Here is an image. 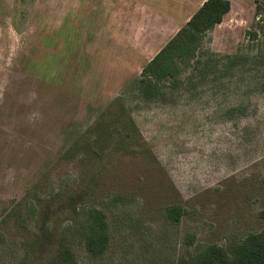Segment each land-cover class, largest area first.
Instances as JSON below:
<instances>
[{"label":"rangeland","instance_id":"obj_1","mask_svg":"<svg viewBox=\"0 0 264 264\" xmlns=\"http://www.w3.org/2000/svg\"><path fill=\"white\" fill-rule=\"evenodd\" d=\"M203 1L0 0V264H31L68 189L110 227L94 256L61 203L78 264H163L264 227V0H231L176 85L141 82Z\"/></svg>","mask_w":264,"mask_h":264},{"label":"trees","instance_id":"obj_2","mask_svg":"<svg viewBox=\"0 0 264 264\" xmlns=\"http://www.w3.org/2000/svg\"><path fill=\"white\" fill-rule=\"evenodd\" d=\"M231 9V0H204L177 33L146 63L141 72V82L172 81L176 85L183 70L196 57L207 32L222 23ZM87 193L85 189H68L50 201L34 236L31 264H78L73 250L58 241L57 226L51 224L57 209L66 205L61 204L63 202H67L74 212L79 208L82 210L87 251L94 256H101L107 251L111 237L107 214L98 206L82 204ZM166 211L172 222H180L185 212L179 204L168 206ZM261 214L264 217V211ZM193 241L191 236L188 242ZM163 264H264V227L250 231L230 250L211 243L196 253L189 252L180 255L176 261Z\"/></svg>","mask_w":264,"mask_h":264}]
</instances>
